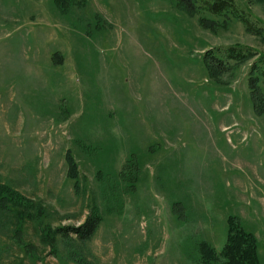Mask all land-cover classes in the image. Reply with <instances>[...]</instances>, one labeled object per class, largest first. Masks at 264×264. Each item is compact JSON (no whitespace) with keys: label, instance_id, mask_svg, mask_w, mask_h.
<instances>
[{"label":"rangeland","instance_id":"obj_1","mask_svg":"<svg viewBox=\"0 0 264 264\" xmlns=\"http://www.w3.org/2000/svg\"><path fill=\"white\" fill-rule=\"evenodd\" d=\"M236 2L262 33L178 0H0V182L40 211L20 223L0 208V264H204L230 215L264 264L257 56L218 76L204 62L231 45L264 54V0ZM92 212L91 239L47 236Z\"/></svg>","mask_w":264,"mask_h":264},{"label":"trees","instance_id":"obj_2","mask_svg":"<svg viewBox=\"0 0 264 264\" xmlns=\"http://www.w3.org/2000/svg\"><path fill=\"white\" fill-rule=\"evenodd\" d=\"M179 4L188 9L191 13L209 12L212 14L233 13L238 16L247 26L248 30H256L262 33L261 27H256L250 16L238 5L236 0H178ZM201 21L206 26H213L215 20L201 16ZM257 56L253 62L249 74V87L254 109L258 114H264V54H259L251 48L231 45L209 49L204 55V62L211 74L218 76L233 65L241 63ZM72 166L76 167L74 160H70ZM29 198L23 196L11 185L0 182V208H9L12 205L16 208L17 220L22 223L25 218H38L39 212L32 211V203ZM41 209V208H40ZM102 217L98 212L90 213L86 220L80 225H63L52 229L49 228L47 236L55 238L61 235L64 238L72 234L79 241H86L97 231ZM19 224L18 230L21 228ZM31 250V245H27ZM201 258L204 264H261L259 254V239L257 235L247 230L237 215L228 217L227 241L220 252L208 242L200 244Z\"/></svg>","mask_w":264,"mask_h":264}]
</instances>
